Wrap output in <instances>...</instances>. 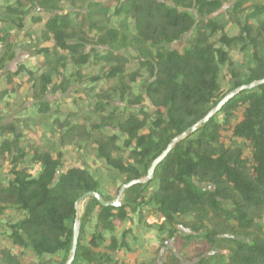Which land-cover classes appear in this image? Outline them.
<instances>
[{
  "label": "trees",
  "instance_id": "obj_1",
  "mask_svg": "<svg viewBox=\"0 0 264 264\" xmlns=\"http://www.w3.org/2000/svg\"><path fill=\"white\" fill-rule=\"evenodd\" d=\"M84 1L0 0V264H66L77 219L72 264H144L181 229L214 249L231 224L245 239L224 264H264V84L178 142L148 199L114 208L91 198L81 217L76 210L89 192L115 199L227 93L264 79V0H237L227 16L217 15L224 0H107L75 11ZM22 39L34 55L8 69ZM128 39L138 43L130 59L113 51ZM225 133L248 143L251 158L227 148ZM82 160L117 177L113 193L74 165Z\"/></svg>",
  "mask_w": 264,
  "mask_h": 264
},
{
  "label": "rangeland",
  "instance_id": "obj_2",
  "mask_svg": "<svg viewBox=\"0 0 264 264\" xmlns=\"http://www.w3.org/2000/svg\"><path fill=\"white\" fill-rule=\"evenodd\" d=\"M107 0H86L83 3H81V7L76 9L75 11H80L83 13H87L89 10L90 3H102ZM237 0H224L222 9L217 13L227 16L228 12L230 11L231 7L234 5V3ZM60 12H64L63 10H59ZM94 10H92L93 12ZM91 13V11H90ZM187 37L181 42L182 45H186ZM21 46H19V49L17 51V55L15 57V60L13 63L9 65L8 69L15 70L17 66L23 62H26L31 57H33V46L30 43L28 39H22L20 40ZM138 48V43L135 40H120V42L113 47V51L119 54H122L126 56L127 58H132L133 52ZM3 46L0 45V55L3 53ZM224 92V91H223ZM68 95L59 96V95H51L49 99H60L62 97H67ZM28 103H31V101H28ZM236 120H234V124L239 122L242 118L243 114V108H238L234 111ZM9 121H12V116L8 117ZM223 141L227 148H230L232 150L240 149L243 151L244 157L247 159L251 158V150L248 143L242 141L241 139L235 138L231 133H225L223 135ZM75 156V153H70V156L67 157V160H72V158ZM152 164V163H149ZM0 165L3 167H8V163L4 162L0 159ZM75 166H81L86 167L88 170L98 178L103 183V192H110L113 193L115 188L113 186V179L117 178L116 176L112 175L110 172H108L105 168L100 166V163L92 161H84L80 164L77 162L74 163ZM151 165L149 166V168ZM145 174L148 172L145 169H141ZM146 176H144L143 181L146 180ZM149 182L142 184L141 188H134L131 187L129 189H126L123 193L120 203L121 205H134L139 201V198L141 195L146 197L147 199L150 197V190L151 185L149 186ZM205 186V185H202ZM147 187V188H146ZM206 188L211 189L214 191V188L212 186H206ZM145 190V191H144ZM228 203L225 204V207ZM86 206V202L82 203L78 210V218L81 217L82 213L84 212V208ZM208 225V224H207ZM209 225L207 226V229H209ZM206 231V229H204ZM191 230L185 229L184 231L181 229L180 233L178 234L177 238L168 240L166 242V247H163L158 254L154 255V257H149L146 261H144V264H199L202 261H205L206 263H213V264H224L225 259L230 253L234 250L235 245L234 241L236 240H243L244 235L243 233L237 228L236 225L231 224V226L228 229V232L221 236L219 238V241L216 243L214 249L205 250L206 246L204 245H197L194 241L188 242L181 238V236L184 235H191ZM203 232H200L199 235H201ZM195 235V233H194ZM203 235V234H202ZM150 250H154V248H151ZM167 251H170L172 256L170 260H165V255ZM175 257L177 261H173L172 258ZM70 258V255H69ZM128 264H140V263H130Z\"/></svg>",
  "mask_w": 264,
  "mask_h": 264
},
{
  "label": "water",
  "instance_id": "obj_3",
  "mask_svg": "<svg viewBox=\"0 0 264 264\" xmlns=\"http://www.w3.org/2000/svg\"><path fill=\"white\" fill-rule=\"evenodd\" d=\"M264 84V79H262L261 81L258 82H254L251 83L249 85H243L241 87L236 88L233 91H230L229 93H227L221 100L220 102L217 104V106L215 108H213L206 116L204 119H202L200 122H198L196 125H194L189 131H186L185 133H183L181 136L176 137L173 142L167 147V149L161 153L153 162L151 167L149 168L148 172H147V176H146V180H134L128 184L123 185L120 190L119 193L117 195V197L111 201H105L102 197V195L98 192H89L85 195H83L81 198H79L76 202V210L78 212L79 207L82 203L87 202L89 199H96L100 205L102 207H114V208H118L121 206L120 203V199L123 195V193L125 192L126 189L131 188L132 186L135 185H142L145 184L147 182H151L152 179L154 178V174H155V170L156 168L162 163V161L166 158V156L169 154V152L172 150V148L181 140H183L187 135H189V133H193L198 127L207 124L217 113H219L223 107L230 101L232 100L235 96L239 95L240 93H242L243 91H247V90H252L253 88H256L258 86H261ZM74 235H73V245H72V251H71V255L69 260L67 261L66 264H72L75 256H76V252H77V247L79 244V237H80V222L77 219L74 225Z\"/></svg>",
  "mask_w": 264,
  "mask_h": 264
}]
</instances>
